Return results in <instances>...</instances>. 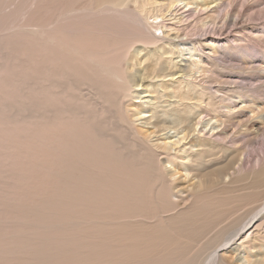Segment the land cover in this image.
I'll return each instance as SVG.
<instances>
[{
	"label": "bare ground",
	"instance_id": "obj_1",
	"mask_svg": "<svg viewBox=\"0 0 264 264\" xmlns=\"http://www.w3.org/2000/svg\"><path fill=\"white\" fill-rule=\"evenodd\" d=\"M44 26L32 36L44 33L52 48L55 38L93 30L109 43L83 67L65 61L52 83L59 95L71 91L59 112L84 115L77 118L89 122L99 151L126 170L122 185L107 178L93 186L110 190L101 205L114 210L107 219L137 228L133 242L144 244L131 247L119 264H264V117L257 123L239 106L256 103L264 112V0H67ZM259 138L260 153L247 167V148ZM218 158L227 163L213 167ZM180 169L197 183L188 200L175 201ZM72 187L54 204L82 209L84 195L77 200ZM120 191L121 211L113 206ZM145 191L152 195L148 203ZM85 213L72 221L87 219Z\"/></svg>",
	"mask_w": 264,
	"mask_h": 264
},
{
	"label": "rangeland",
	"instance_id": "obj_2",
	"mask_svg": "<svg viewBox=\"0 0 264 264\" xmlns=\"http://www.w3.org/2000/svg\"><path fill=\"white\" fill-rule=\"evenodd\" d=\"M66 3L67 0H0V11H2L0 13V264H119L124 262L125 254L131 251V247L134 245L139 246L140 249L144 247L142 241L134 240L135 243L133 242L132 236L139 233L137 228L126 225L125 221L115 222L107 219V214L114 210H108L102 206H105L109 194L107 192L110 190L107 191L105 187H101V189L93 187L96 180L107 178H111L110 183L115 187L126 183L124 181V171L126 170L120 163L117 165L112 156H107L105 152L99 151L102 147L98 149L100 146L96 142L98 139L91 136L89 122H85V119H83L85 124L82 122L83 120L80 121L81 115L77 116L80 119L75 117L76 115L72 116L73 119L59 112L61 102L64 104L68 101V98L65 97L71 91L59 95V88L52 83L58 79L59 67L65 61H68L70 66L78 64V67H83L84 59L94 51L99 52L100 48L109 43L101 37L102 32H98V30H93V32L91 28L89 29L92 31L89 32L90 34L80 33L76 37L55 38L54 48L48 45L44 33L36 37L32 36V31L37 29L41 34L42 31L45 32L43 29L49 16ZM50 12L52 13L50 14ZM3 16L4 18H2ZM32 25L36 27L34 28ZM80 28L82 27L80 26ZM242 45L245 46V43ZM227 47L231 48L230 45ZM71 49L78 50L73 53ZM230 50L235 53L237 51L233 48ZM229 55L231 56L230 53ZM83 56L84 58H82ZM71 77L72 75H70ZM48 83L51 87L45 89L50 86ZM52 84L55 88H52ZM51 92L53 95L50 94ZM250 105L243 101L239 106L244 109L243 112L253 117L255 122L261 123L264 112L260 113L256 103ZM259 106L264 107L262 104ZM23 108L26 109L22 110ZM27 109H31L29 113ZM79 109H81V102ZM79 112L80 110L77 113ZM27 114L29 117H26ZM49 114L54 118L51 119ZM36 116L42 118L39 119ZM35 117L36 119H34ZM48 118L50 119L48 120ZM79 140L82 142L80 143ZM257 140L250 148H247L251 154V158H249L251 163H247V167L253 166L256 156L260 153L259 144L262 138ZM92 143L95 145L93 146ZM69 147L74 149L70 150ZM104 147L108 152V147ZM67 149L69 150L67 151ZM97 151L100 152L99 154L102 152L101 159L98 153L96 157L92 155ZM58 154H63V157ZM214 162L217 165L215 164L213 167H221L227 163V160L218 158ZM176 163L179 166L186 165L179 163V160ZM179 171L181 173L178 178L176 177L179 183L176 184L175 201L186 200L193 195L194 184L197 183V180H192L191 176L185 177V172L182 169ZM115 181L117 182L115 183ZM70 187L73 188L71 192L76 194L77 200L84 195L82 209H72L71 207L69 210L60 207L59 204H54L60 194L63 199L61 190ZM90 190L95 194L94 192L90 193ZM121 193V191L117 193L116 199H113V206L117 207L119 211L122 210L121 206L126 203L125 195ZM139 194L136 195L140 200L141 194ZM142 197L148 203L152 195L145 191L142 193ZM207 202L209 205L214 204L213 201ZM92 205L96 207L94 210ZM84 213L87 219H78L76 223L73 222L76 216L85 217ZM93 214L96 215L93 216ZM237 243L238 240L234 242L232 249L236 248ZM250 249L252 247L247 250ZM140 253L142 254V251Z\"/></svg>",
	"mask_w": 264,
	"mask_h": 264
}]
</instances>
